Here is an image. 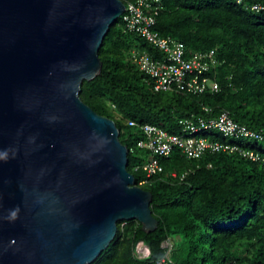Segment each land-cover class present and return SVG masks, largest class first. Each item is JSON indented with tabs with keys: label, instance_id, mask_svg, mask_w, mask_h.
<instances>
[{
	"label": "water",
	"instance_id": "obj_1",
	"mask_svg": "<svg viewBox=\"0 0 264 264\" xmlns=\"http://www.w3.org/2000/svg\"><path fill=\"white\" fill-rule=\"evenodd\" d=\"M124 0H0V264H91L159 220L117 122L80 96Z\"/></svg>",
	"mask_w": 264,
	"mask_h": 264
},
{
	"label": "trees",
	"instance_id": "obj_2",
	"mask_svg": "<svg viewBox=\"0 0 264 264\" xmlns=\"http://www.w3.org/2000/svg\"><path fill=\"white\" fill-rule=\"evenodd\" d=\"M256 3L264 5V0H162L154 28L184 41L189 55L215 50L218 64L207 74L219 81L217 91L155 90L135 52L162 59V51L128 29L124 17L109 29L100 48L102 71L83 82L80 96L117 122L137 183L146 175L134 165L151 156L138 146L145 137L143 123L181 133L182 118L228 110L262 137L244 135L239 137L250 141H238L243 149L258 152V160L239 151L189 158L180 148L161 156L163 170L142 184L153 192L157 229L147 232L137 219L119 222L118 234L95 260L98 264H160L166 255L175 264H264V9H253ZM209 131L206 135L220 140L232 137ZM166 240L171 246L163 245ZM139 241L149 247V255L137 254Z\"/></svg>",
	"mask_w": 264,
	"mask_h": 264
},
{
	"label": "built area",
	"instance_id": "obj_3",
	"mask_svg": "<svg viewBox=\"0 0 264 264\" xmlns=\"http://www.w3.org/2000/svg\"><path fill=\"white\" fill-rule=\"evenodd\" d=\"M242 2L243 0H238ZM126 9L122 16L127 22L130 30H136L146 37L151 43L157 46L163 53L162 59H155L147 52H135V60L141 68L150 75V81L155 90H171L173 88L186 89L189 92L201 93L208 90L217 91L220 83L217 79L210 77L208 71L218 64L215 50L195 51L191 55L187 53L184 41L172 36L162 35L154 28L157 22V15L162 8V0H124ZM253 9H264L263 4H254ZM211 111L209 106L204 107ZM183 132L172 133L167 129L152 123H143L141 128L145 137L138 141V146L146 148L151 152L150 158L142 163L134 165L135 171H143L145 178L139 181L144 184L148 178L163 170L160 162L161 156H168L176 148L189 158L204 156L207 152H234L239 151L249 155L252 159L258 160L261 155L252 149H243L238 142L220 140L206 135L207 131L214 129L223 132L225 136H256L262 134L256 130L236 121L228 110H223L218 116H193L182 118ZM130 124L136 125L134 120ZM185 174H183V177ZM164 246H171L169 240L163 243ZM136 252L139 256L150 254L149 247L139 241L136 245ZM91 264H98L96 261ZM160 264H175L170 255L161 258Z\"/></svg>",
	"mask_w": 264,
	"mask_h": 264
},
{
	"label": "rangeland",
	"instance_id": "obj_4",
	"mask_svg": "<svg viewBox=\"0 0 264 264\" xmlns=\"http://www.w3.org/2000/svg\"><path fill=\"white\" fill-rule=\"evenodd\" d=\"M122 21H123V16H120V18H118V22H122ZM161 55H162V53H161ZM209 133H211L210 135L214 134V135H218L219 137H224V135L219 130H212V131H209ZM228 141H230V142H234V141L238 142L239 141V142H243V143H248L250 140L245 138V137H231V138H228ZM137 155H140V153ZM139 163H142V162H139Z\"/></svg>",
	"mask_w": 264,
	"mask_h": 264
},
{
	"label": "clouds",
	"instance_id": "obj_5",
	"mask_svg": "<svg viewBox=\"0 0 264 264\" xmlns=\"http://www.w3.org/2000/svg\"><path fill=\"white\" fill-rule=\"evenodd\" d=\"M122 16V15H121ZM207 51H211V50H207ZM137 182V181H136ZM138 185L142 186V184H139V182L137 183Z\"/></svg>",
	"mask_w": 264,
	"mask_h": 264
}]
</instances>
